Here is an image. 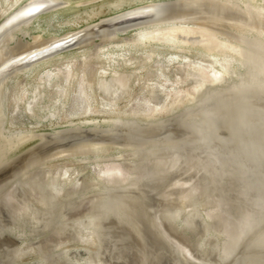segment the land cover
I'll use <instances>...</instances> for the list:
<instances>
[{
    "label": "bare ground",
    "instance_id": "1",
    "mask_svg": "<svg viewBox=\"0 0 264 264\" xmlns=\"http://www.w3.org/2000/svg\"><path fill=\"white\" fill-rule=\"evenodd\" d=\"M74 1L75 4H83L95 0H0V177L17 167L22 168L23 165L34 160H53L64 153L82 149L97 150L128 129L141 130L145 129V126H148L147 128L159 127L165 123H171L170 120L175 118L180 121L183 129L192 134L191 146L201 148L206 152L207 161H203V157L198 156L202 162L199 170L202 169L203 177L206 175L205 182L212 186L217 180H225L229 183L227 189L235 191L234 204H230L228 208H234L232 212L234 219L229 221L226 219L229 210L223 206L215 210L214 215L204 213L199 197H196L200 189L192 180L193 178L180 180L177 183L183 192L178 198L179 200L167 201L169 202L168 206L164 207L162 213H157L159 225L164 228L163 233H166L168 238L171 237L168 232L170 227L181 234V240L176 238V250L180 257L176 258L175 255V262L177 264H264V0H108L102 6L85 10L86 16L78 12L74 14L75 16H63L62 19H59L58 13ZM104 6L107 7V11ZM165 6H169V9L163 17H147L145 15L146 13L150 15V12H147L149 10ZM46 13L49 15L41 20L40 16ZM132 15L141 16L131 18ZM36 20L38 23L35 26L36 31H34L31 25ZM40 20L45 21L49 29L42 27ZM64 25L70 27L64 30L58 27L53 28L54 30L50 29V27ZM89 45H93V48H90ZM129 66H132V70L128 69ZM144 70H147V75L143 74ZM20 74L24 76L19 79ZM29 76L32 77L30 80L27 79ZM43 99H46L43 103L44 106L39 108L42 110V115L32 123L35 125L18 126L24 113L31 114V109L35 108L34 106H37L36 104ZM180 101L184 102H181L182 104L170 113L173 115L166 119L156 118L155 114L162 105L165 109H169ZM36 113V111H32V115ZM92 113L102 115L98 117L99 115L93 116ZM44 120L48 123L46 128L41 129L39 123ZM144 121H146L145 124H143ZM74 139L79 141L73 147L66 146L67 142ZM24 144L27 146L22 149ZM110 153L107 154L110 155ZM69 157L71 159V156ZM113 157L117 156L113 155ZM107 158L109 157L107 156ZM179 159L180 156L174 154L166 161L160 162L159 160L160 167L157 165L156 167L166 172L168 165L175 164ZM60 160L59 163L57 162L58 169L54 180L58 183L62 181L67 183L65 179L68 178V183H71V186L67 183L68 187H75L77 181H75L76 176L74 178L73 175L81 166H77L76 171H71L75 166L71 167ZM125 161L127 160L125 159ZM115 162L108 160L98 165V161L95 162L96 166L94 164H92L94 167L91 166L95 170V176L104 181V185L100 189L104 191L105 209L109 213L117 212L124 205L119 186L123 184L121 182L125 176L130 177V175H126L128 172L125 173L123 167ZM50 164L51 162H49ZM46 166L45 164V169ZM84 166L87 167V164ZM244 166L248 169H245ZM51 167L49 166V168ZM56 167L54 165V169ZM82 168L79 171L82 172ZM39 169L37 168L36 171L38 172ZM48 171V173L53 171V167ZM21 174L23 173L18 176ZM157 174L154 172V175ZM29 175L32 178L33 174L29 173ZM28 178L25 177L26 180L23 178V181H27ZM183 179L186 178L183 177ZM17 180L21 181L20 178ZM30 186L32 188V185ZM34 191L38 193L36 190ZM170 192L167 193L168 196ZM27 195L25 194L26 197ZM9 198L11 199V196ZM46 198L48 197L46 196ZM70 202L72 203V200ZM66 203L64 204L66 205ZM12 204L10 203V205ZM79 205L83 206V204H78L77 208ZM1 206L4 208L5 204L2 203ZM22 207L27 208L26 206ZM94 207L96 206L94 205ZM83 208L85 207L83 206ZM66 210L68 211V209ZM91 210L90 208V212ZM73 212H75V208ZM82 212L85 213V210ZM1 215H3L2 212ZM76 215H78L77 212ZM206 216L213 221L219 217V220H223L222 224L224 223L225 228L214 227L213 222L210 223V219ZM67 217L70 218V216ZM85 217L87 218V215ZM80 219L82 218L80 217ZM32 221L34 222V220ZM71 221L73 223L74 220L71 219ZM0 222L2 221L0 220ZM23 223L25 224V222ZM0 225L3 226V224ZM89 228L92 227L89 226ZM44 231L46 232V230ZM2 233L0 231V235ZM62 233H60L61 237H63ZM4 234L6 233L4 232ZM145 234L147 235V233ZM163 236L165 237V235ZM72 240L75 241L74 238ZM167 241L166 243H168ZM31 242L34 243L33 240ZM102 242L104 243V241ZM59 244L61 243L59 242ZM30 245L32 244L30 243ZM69 245L72 246V243ZM62 246L59 245V248ZM99 246L97 245V247ZM89 248L92 247H88L87 250H92ZM33 249L32 251H34ZM55 249L57 250V248ZM64 249L67 248L64 247ZM64 249L62 248V250ZM81 249L86 252L85 246ZM73 250L75 251V248ZM78 250L80 252V249ZM8 253L10 252L8 251ZM29 253L34 254L30 250ZM11 254L13 256L17 253L11 252ZM91 255L94 257L93 254ZM155 255L154 257H156ZM12 256L9 255L10 259ZM151 256L153 257V255ZM151 256H148V261ZM64 257L65 259L69 258V256ZM103 257L104 261L106 257ZM52 258H54V254ZM168 258H166L167 262L171 260ZM0 259L3 260V258ZM57 259L54 258V261ZM87 260L89 262V259ZM97 260L101 261V259ZM61 262L62 260L59 263L61 264ZM90 262L93 260L91 259ZM0 263L2 262L0 261ZM29 263L32 264L31 261ZM109 263L112 264L110 261Z\"/></svg>",
    "mask_w": 264,
    "mask_h": 264
},
{
    "label": "rangeland",
    "instance_id": "2",
    "mask_svg": "<svg viewBox=\"0 0 264 264\" xmlns=\"http://www.w3.org/2000/svg\"><path fill=\"white\" fill-rule=\"evenodd\" d=\"M107 2H108V0H95V1H92V2H89V3L75 4V1H74V3L66 6L65 9H62L58 13V18L59 19H62L63 16H75L74 14H77L78 12L81 15L86 16L85 15V10L92 9L93 7L102 6V4H106ZM104 8H106L105 11H107V7L104 6ZM48 15H49V13L48 14L46 13L43 16L41 15L40 16V19L43 20ZM37 23H38V21L36 20V22L31 25L32 28H33L32 30L36 31L35 26L37 25ZM47 25L48 24L45 23V21H43L41 23V26L42 27H44V28L47 27V29H49V27ZM57 27L59 29L64 30L65 28L70 27V26H68V25L56 26V27H50V29L51 30H54L53 28H57ZM71 27H74V26H71ZM89 47L90 48H93V45H89ZM131 67L132 66H129L128 69L132 70ZM143 74L144 75H147L148 74L147 73V70L146 71L144 70L143 71ZM23 76L24 75L20 74L18 76V78L19 79L20 78H23ZM30 77L31 76H29L27 79L30 80L32 78V77L31 78ZM13 81H15V79H13ZM137 87H138V85H137ZM148 94H149V92H148ZM45 101H46V99H43V101L41 100L40 103H37L36 104L37 106H34L35 108H32L31 109L32 111L34 110V111L37 112L35 115H32V111H31V114L29 112H28V114L27 113H24V116H23L22 120L19 121L18 126H31V125H35V124H32V123H34V121L36 119H39V116L42 115V112H41L42 110L39 109V108L42 107V106H44L43 103ZM181 102L183 103L184 101H180V103L175 104L171 108L169 107V109L168 108L165 109L164 108V105H162L161 108L163 107V109L160 108L158 110V112H156V114H155L156 115V118L166 119V118L170 117L171 115H173V114H170V113L174 109H177L179 107V105L182 104ZM30 115H32V116H30ZM91 115H93V116H96L97 115L98 116L99 113H92ZM101 115L102 114H100L98 117H100ZM182 116L185 117L184 115H182ZM182 116H180V117H182ZM174 120H170L173 123L171 122L169 124L165 123L166 122L165 121L164 122L165 124H163V126H159V127L158 126H156V127L154 126L152 128L151 127L150 128H147L148 126H145V129H141V130L140 129L139 130H137V129L136 130L128 129L125 132L120 133L118 137H114L113 138L114 139L113 141H109L110 143H105V145H103V147H100L97 150L82 149V150H78V151H71L70 153H64L62 156H60V157H58L56 159H53V160L52 159H50V160L49 159H46V160L45 159L34 160V161H31V162L23 165L22 168L17 167L13 171H11V172L5 174L4 176L0 177V184H1L0 185L1 186L0 187V200L2 199V201H3V202L0 201V215H1V212L3 213V215L0 216L1 217L0 220L2 221V222H0V224H3V226H4L3 227L2 225H0V231H1V233L3 231L2 235H0V253H1V255H0L1 257L0 258H3V260L0 259V261L2 263H4V264H19V263L21 264V262H23V264H26V263L30 264L29 263L30 261H31L32 264H48V263L49 264H55V263L58 264L61 260H62L61 264H66V263L67 264H72L73 262H75L74 264H83V263L84 264H86V263L87 264H90V263L91 264H103V263L110 264L109 261L112 264H116V263L117 264H124V263H126V264H133L134 261H135L134 264H150V262H151V264H162V263L163 264H165V263L167 264L168 262H170V263L173 262L172 264H177L175 262V255H176V258L177 257H180V255L178 253V250H176L177 249V247H176V243H177L176 242V238L178 240L179 239L181 240V238H182L180 236L181 234H178V232L176 230L171 229V227H170V228H168V232L171 234V237H173V238L169 237L170 238L169 239L168 236L166 235V233L165 234L163 233L164 228L159 225V222L160 221H159L158 214L159 213H162V211L164 210V207L169 202H174V201H178L179 200L178 198L181 196V193H183V192H181L182 189L179 186H177V183L180 180H188V179H192L193 178L192 180L195 181L196 185L200 189L199 190L200 194L198 192V195L199 196L197 195L196 197H199L198 199L201 202V207H203L204 213L206 212L205 214H209V215L213 214L214 215V213H216L215 210H218L220 208V206L221 207L223 206L225 209L229 210L228 211L229 212V215L232 216L231 217V216H229L227 214L228 217H226V219L229 220V221H232V219H234V216H233V213H232L234 211V208H230V209H228V208H229V205L230 204H234L233 197H234L235 191H232V190L230 191L229 189H227V188H229V183L227 181H225V180H219V181L217 180L215 183L212 184V186L210 184H208V183L205 182L204 177L206 175H204V177H203V175H202L203 174L202 169L199 170L200 169V165H201L202 162H200L201 160L198 159V156L203 157V159L201 158L203 161H205V160L207 161L208 160V157L206 156V152H204L201 148H197V147L191 146L190 140L192 138L191 137L192 134L181 127L179 120H177L175 118H174ZM146 121H144L143 124H145ZM41 122L39 123V127L41 129L42 128L43 129L46 128L45 126L48 123V121L44 120V121H41ZM87 140H90V139H87ZM77 141H79V140H77ZM77 141H75V139H74L71 142H67L66 146H69L70 145L71 147H73L76 144ZM82 141H85V140H82ZM28 143H30V142H28ZM26 144H24L21 148L22 149L25 148L27 146ZM130 149H132V150H130ZM110 151H111V153H110ZM117 151H119V152L116 153ZM107 153L108 154L110 153V155H108ZM95 154L99 155L98 157H100V158L102 157V158L101 159L98 158L97 155H95ZM174 154L175 155L178 154V156H180L179 161L176 162L175 164H171V165L169 164L168 167L166 168V169H168L166 172L165 171H162V170H159L160 169V168H158V167H160L159 166L160 165L159 164V160H160V162L166 161L167 159L171 158V156L174 155ZM113 155L114 156H117V157H113ZM69 156H71V159H70ZM107 156L109 158H107ZM74 158H75V160H74ZM87 158L89 160H86ZM131 158H133V159L131 160ZM134 158L137 159V160H135ZM60 159L63 160V162ZM125 159L127 161H125ZM59 160L62 163L71 165V167H72V165L75 166V167L72 168L71 171H74L75 169L77 170L78 167H80V166H81V168L82 167L84 168V169L82 168V172H81V170L79 171V169H81V168H79L77 171L75 170L76 172L73 175L74 178L76 176V180L75 181H77V185L75 187H70L71 186V183L70 184L68 183V178H66L65 180L67 181L68 185H70L69 187H68V185H67L66 182H65L66 183V185H65V183L63 181L61 183H58L56 180H54L55 177H56V175H55L56 174V171L58 169V167H56V166L58 165ZM78 160H79V162H78ZM100 160H101V162H100ZM105 160L106 161L109 160L110 162H113V163L116 160L117 161L115 163H117L118 161L121 160L122 162L120 161V162H118V164H120L123 167L125 173L128 172V174H126V175H130V177H133L131 179L130 177L125 176L122 179V182L121 183H123V184H121L120 185L121 187L119 186V188H121L120 196L123 198L124 205H122V207L119 210H117V212L115 211V212H112V213H109L105 209V205H106L104 203V201H106V200H104L105 194H104V191L100 189L101 187H103V185H104L103 182L104 181L101 180L100 178H97L95 176V170L93 168H91L92 164L95 165V162L97 163L99 161V163H97V164L100 165V164H103L104 162H106ZM134 160H135V162H134ZM52 161H54V162L52 163ZM55 161H56V163H55ZM49 162H51L50 165H49ZM61 162H60V164H61ZM66 162H69V163H66ZM83 162H87V163H84L83 164ZM123 163H124V165H123ZM45 164L47 165L46 166V169H45ZM53 164L55 165L56 169H54V165ZM86 164H87L88 169H87L86 166H84ZM177 164H179V165H177ZM43 165H44V167H43ZM48 165L53 167V171H51L50 173H48L49 172L48 170H52V167L49 168ZM94 165L92 167H94ZM156 165L158 167H156ZM39 166H40V169H39ZM154 166H155V168H154ZM161 166H163V165H161ZM190 166H191V168H190ZM147 167H149V168H147ZM37 168L39 169L38 172L36 171ZM27 169H29V170H27ZM43 169H45V170H43ZM153 169H154V172L155 173L156 172L158 173L157 175H154ZM144 170L145 171L148 170V172H145ZM197 170H198V172H197ZM90 171H92L91 172L92 174L90 173ZM149 171H151V172H149ZM187 171H189V172H187ZM20 173H23V174H21V176H18V175H20ZM26 173H28V174H26ZM29 173L30 174H33L32 175V178H31V175H29ZM189 174H190V176H189ZM52 175H53V178H51ZM133 175H135V176H133ZM137 175H140V176H137ZM36 176H37V178H35ZM188 176H189V178H188ZM22 177L24 179H25V177L26 178L29 177V178L27 179V181H23L24 179ZM43 177H45V178H43ZM134 177H135V179H134ZM138 177H139V179H138ZM179 177H180V179H179ZM183 177L186 178V179H183ZM8 178H9V180H8ZM18 178H20V180L22 178V180L21 181H18L17 180ZM91 179H93V180H91ZM158 179H160V180H158ZM36 180L38 181V183H37ZM166 180H168V181H166ZM10 181H13V182L10 183ZM19 182H20V184H18ZM27 182H29V183H27ZM50 182H51V184H49ZM145 182H147V183H145ZM6 183H7V185H6ZM88 183H89V185H88ZM170 183H171V185H169ZM172 183H173V185H172ZM21 184L22 185L24 184V185L23 186H20ZM39 184H43V185L41 186ZM125 184H127V185H125ZM30 185H32V188H31ZM113 185H115V184H113ZM3 186H4V188H3ZM25 186H27V187H25ZM10 187H12L11 190H10ZM27 188H28V190H27ZM44 188H47V189H44ZM178 189H180V190H178ZM34 190H36L39 194L36 193ZM172 190H173V192H172ZM176 190H178V191H176ZM169 191H171V192H170V195L168 196L167 193H169ZM2 192H3V194L1 195ZM59 192H60V194H59ZM50 193H52V194H50ZM25 194H28L27 197L25 196ZM160 194H162V195H160ZM17 195H18V197H17ZM22 195L25 196V197H23ZM43 195H44V197H43ZM45 195L48 198H46ZM10 196H11V199L9 198ZM19 196H21L20 197L21 198L20 200H19ZM22 197H23V199H22ZM206 197L211 198V199L209 200ZM69 198H70V200H72V203L70 202ZM79 198H80V200H79ZM148 198H151V199H148ZM44 199H45V202H44ZM76 199H78V200H76ZM4 200H6V201H4ZM165 200H166V202H165ZM22 201H24L25 203L22 202ZM65 201L68 202V203H66ZM167 201H169V202H167ZM2 203L5 204L4 208H3V206H1ZM10 203L11 204L13 203V204L10 205ZM31 203H33V204H31ZM50 203H52V204H50ZM64 203H66V205ZM92 203H94V204H92ZM24 204H26V205H24ZM69 204H70V206H69ZM78 204H83V206L85 208H83L82 205H79V207L81 209L79 207L77 208ZM218 204H220V205L218 206ZM86 205H88L87 208H86ZM94 205L96 207H94ZM213 205H214V207H212ZM22 206H26L28 209L25 208V207L23 208ZM63 206H66V207H63ZM225 206H227V207H225ZM8 207H11V208H8ZM62 208H64V209H62ZM74 208H75V212H73L74 211ZM90 208L92 209L91 212H90ZM206 208H207V210H206ZM66 209H68V211ZM149 209H151V210H149ZM211 209H212V211H211ZM64 210H66V211H64ZM84 210H85V213L82 212ZM32 211H34V212H32ZM68 212H69V214H68ZM70 212H71V214H70ZM76 212L78 213V215H76ZM120 212H122V213H120ZM28 213H30V214H28ZM43 214L49 215L48 216L49 218L46 215L44 216ZM51 214H52L53 217L51 216ZM85 214L87 215V218L85 217L86 216ZM10 215H11V217H10ZM106 215H108L109 217L106 216ZM156 215L158 216V218H157ZM24 216H25V218H24ZM33 216H36L37 218H35ZM59 216H60V218L58 219ZM67 216H70V218L67 217ZM76 216H77V220H76ZM3 217H5V218H3ZM66 217H67V219H66ZM80 217L82 219H80ZM124 217H125V220H124ZM13 218H14V220H13ZM207 218H209V217H207ZM4 219H5V221H4ZM21 219H23V220L21 221ZM71 219L74 220L73 223H72ZM215 219H214V221L212 219H210V223L213 222L212 224H213L214 227H217L219 229L220 228L221 229L222 228H225L224 227L225 226L224 223L222 224L223 220L222 221L219 220V217L216 220ZM32 220H34V222ZM83 220H85V221H83ZM215 221H216V223H215ZM23 222H25V224ZM65 222L68 223V224H66ZM131 222H132V224H130ZM28 223H30V224H28ZM41 223H43V225L44 224L45 225L44 226L43 225H40ZM80 223H81V225H80ZM89 226L92 227V228H89ZM122 226H123V228H122ZM136 226H137L138 230H137ZM5 227H9V228L7 229ZM38 227H40L41 229L40 228L38 229ZM14 228H15V230H14ZM96 228H98V229H96ZM24 229H25V231H24ZM42 229L46 230V232L44 230H42ZM75 229H77V230H75ZM4 230H6V231H4ZM27 230H30V231H27ZM4 232L6 234H4ZM18 232H19V234H18ZM39 232H41V233H39ZM52 232H55L56 234L53 235ZM60 233L63 234L62 235L63 237H61V234ZM145 233H147V235ZM102 234H106V235H102ZM98 235H101V236H98ZM154 235H155V237H154ZM163 235H165V237ZM174 236H175V238H174ZM48 237H50V238H48ZM83 237L85 238V240H84ZM71 238L72 239L74 238L75 241L72 240ZM26 239H27V242H25ZM48 239H50V240L53 239L54 242L53 241H50ZM113 239H114V241H113ZM174 239H175V241H174ZM23 240H25V241H23ZM28 240H29V242H28ZM31 240H33L34 243H32ZM34 240L36 241V243H35ZM45 240L47 241V243H46ZM169 240H171V241H169ZM81 241H82V243H81ZM102 241H104V243ZM166 241L168 243H166ZM172 241H174V242H172ZM22 242H23V245H21ZM24 242H25V244H24ZM56 242H57V246L55 247ZM59 242L61 244H59ZM30 243L32 245H30ZM71 243H72V246L69 245ZM98 243H100V244H98ZM88 244H90L91 246H89ZM101 244H102V246H101ZM59 245L60 246L63 245V246L59 248ZM97 245L98 246L100 245V246L97 247ZM80 246H82V247H80ZM83 246H85L86 252H84L85 251L84 249H81V248H83ZM87 246L88 247H92V248H89V249H92V250H87L88 249ZM137 246H139V247H137ZM16 247H18V248H16ZM33 247H34V249H33ZM53 247L57 248V250L55 248H53ZM64 247L67 248V249H64ZM68 247H70V248L73 247L72 249L75 248V251L74 250L72 251V249H70V248L68 249ZM77 247H78V249H80V252L77 249ZM111 247H113V248H111ZM14 248H16V249H14ZM41 248L44 251H41L42 250ZM62 248L64 250H62ZM97 248H98L99 251L97 250ZM100 248L101 249L103 248V249L101 250ZM108 248H109V250H108ZM23 249L25 250V252H23L24 251ZM32 249L34 251H32ZM38 249H39V251H38L39 253L37 252ZM115 249H117V250H115ZM132 249H133V251H132ZM136 249H138V250H136ZM29 250L32 253H34V254L29 253ZM93 250L96 253L92 252ZM139 250H142V251H139ZM8 251L10 253H8ZM56 251H58L56 255L59 254L60 255L59 257H57L55 255ZM61 251H64V252H61ZM114 251L117 253L116 255L119 256L118 257V258H120L119 260H118V258H116L117 256L114 254L115 253ZM2 252H3V254L4 253L5 254L3 255ZM11 252L12 253L14 252V254L15 253H17V254L13 255L14 256L13 257L12 254H11ZM51 252H54V253H51ZM90 252H92L91 254H93L94 257L90 254ZM98 252L100 253L99 255H98ZM108 252H109V254H108ZM49 253H51L52 255L49 254ZM110 253H111V255H110ZM194 253H196V252H194ZM53 254H54V258L55 259H57V258H59V259H57V260L54 261V258H52L53 257ZM107 254L109 256H111V257H109ZM143 254H145V255H143ZM9 255L12 256V258H11L12 260L10 259ZM26 255H28V256H26ZM34 255L35 256L38 255V256L35 257ZM47 255H49L51 257H49ZM76 255L78 256L79 260H78V258H76L77 257ZM84 255H89V256H84ZM90 255L92 256L91 258H90ZM151 255H153V257ZM154 255L156 257H154ZM63 256H66V257L69 256V258L67 257L66 259L67 260H70L71 259L70 260L71 262L70 261L68 262L65 259V257L63 258ZM72 256H74V257H72ZM81 256H84V257H81ZM103 256H105L106 258L103 257ZM137 256H138V258H137ZM141 256H142V258H141ZM144 256L145 257L147 256L146 257L147 259ZM148 256L149 257L151 256V258L149 259L150 261H148V258H149ZM167 256L168 257L170 256L169 258L172 260V262H171V260ZM4 257H6L7 259L4 258ZM8 257H9V259H8ZM47 257H49V258H47ZM60 257L63 258V259H61ZM102 257L105 258L104 261L102 260ZM37 258H39V259H37ZM143 258L146 259V261H144ZM155 258H157V259H155ZM158 258H159V260H158ZM166 258H168L170 261L167 262L166 261ZM49 259H50V261H49ZM75 259H76V261H75ZM87 259H89V262H88ZM91 259L93 260V262H90ZM97 259H99V260L101 259V261H98ZM45 260H48V261L45 262ZM6 261H8V262L6 263ZM64 261H65V263H64ZM114 261H115V263H114ZM147 261H148V263H147ZM2 263H0V264H2ZM170 263H168V264H170Z\"/></svg>",
    "mask_w": 264,
    "mask_h": 264
},
{
    "label": "water",
    "instance_id": "3",
    "mask_svg": "<svg viewBox=\"0 0 264 264\" xmlns=\"http://www.w3.org/2000/svg\"><path fill=\"white\" fill-rule=\"evenodd\" d=\"M169 7V6H168ZM167 6H165V7H157V8H155V9H153V10H149V11H147V12H150V15L148 14V13H146L145 15L147 16V17H149V16H151V17H156V16H161V17H163L166 13H167V11H168V8ZM136 16H141V15H132V17L131 18H136ZM221 143H223V142H221ZM244 161V160H243ZM245 162V161H244ZM245 164H246V162H245ZM245 167V169H248L246 166H244ZM259 198V197H258Z\"/></svg>",
    "mask_w": 264,
    "mask_h": 264
}]
</instances>
